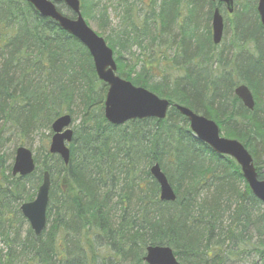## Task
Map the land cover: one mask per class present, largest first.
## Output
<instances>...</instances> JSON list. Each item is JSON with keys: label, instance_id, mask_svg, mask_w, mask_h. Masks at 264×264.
Masks as SVG:
<instances>
[{"label": "trees", "instance_id": "16d2710c", "mask_svg": "<svg viewBox=\"0 0 264 264\" xmlns=\"http://www.w3.org/2000/svg\"><path fill=\"white\" fill-rule=\"evenodd\" d=\"M79 1L86 22L109 30L104 40L117 75L171 107L164 120L108 124L107 87L87 49L26 0H0V148L7 135L21 145L43 131L48 139L57 118L70 115L73 124L80 117L68 165L42 145L34 172L13 177L0 155V264H145L149 246L170 248L180 264H264V207L237 164L197 140L173 107L215 122L264 179V30L256 0H233L218 46L210 24L213 10L225 8L211 0ZM240 85L253 96L252 111L234 95ZM155 164L174 202L159 199ZM45 171L47 222L35 236L19 207L34 199Z\"/></svg>", "mask_w": 264, "mask_h": 264}, {"label": "water", "instance_id": "95a60500", "mask_svg": "<svg viewBox=\"0 0 264 264\" xmlns=\"http://www.w3.org/2000/svg\"><path fill=\"white\" fill-rule=\"evenodd\" d=\"M211 1L224 4L227 12L233 13V0ZM26 2L40 17L56 23L61 30L78 40L87 49L98 80L107 86L103 114L108 124L122 126L135 120H164L166 118L170 107L167 100L158 98L144 88L135 87L116 75L117 68L113 52L104 39L99 37L83 19L79 0H26ZM59 4L64 5L72 13L73 18L58 11L57 5ZM256 11L264 29V0H257ZM223 31L224 20L219 9L216 8L211 19V36L214 45L221 43ZM234 95L247 110L254 109L253 96L246 86H238L234 90ZM174 108L187 120L189 129L197 140L209 147L216 155L229 157L236 162L251 193L264 207V180L258 178L253 159L244 146L237 140L223 137L219 127L212 120L195 114L183 106L174 105ZM71 124V116L63 115L51 125L49 153L59 156L64 165H68L70 158L68 145L73 138ZM34 170L32 152L23 146L18 147L15 150L12 176L26 177ZM150 174L159 186V199L163 202H174L176 199L174 191L158 164L150 168ZM50 185V175L45 171L34 200L20 207L22 216L35 236H39L46 228ZM143 261L146 264H180L172 250L164 246L147 247Z\"/></svg>", "mask_w": 264, "mask_h": 264}, {"label": "rangeland", "instance_id": "374dc122", "mask_svg": "<svg viewBox=\"0 0 264 264\" xmlns=\"http://www.w3.org/2000/svg\"><path fill=\"white\" fill-rule=\"evenodd\" d=\"M235 9V8H234ZM64 13V12H63ZM65 14V13H64ZM223 17H224V22L225 24H228L227 21L228 19H232L233 15H229L226 11L222 12ZM108 17H109V24L111 27H117L118 26V18L115 15V13L113 12L112 8L108 9ZM88 26L101 38H105L106 35L109 34V30H106V33H103L102 31H100L98 29V22H96L95 20H90L87 21ZM211 25V24H210ZM227 27V35L226 37H229L231 34V27L228 25ZM223 45V44H222ZM221 45V47H223ZM136 54V53H135ZM155 73L157 74L158 71L156 70ZM78 113V112H76ZM78 115H76L75 118V122L72 124L71 126V130H75V127L79 124L80 122V117H77ZM49 134V132L47 133L46 131L41 132V134L37 135L35 138H33L30 141H21L23 142V144H20V139L16 140V138H14L12 135L9 136L7 135L9 139V141H6L0 148V155L5 156V159L7 161V164L9 162L10 168L13 164V160H14V156H15V150L16 148H18L19 146H24L26 148H28L29 150L32 151L33 154H35L36 150H38L39 148H41L42 145L46 146V149H48V146L50 144V139H51V133L48 136V139H46L45 136H47ZM45 137V138H44ZM10 158V159H9ZM24 228L26 229V227L24 226ZM247 262V260L245 261ZM247 263H252L251 261L247 262Z\"/></svg>", "mask_w": 264, "mask_h": 264}, {"label": "bare ground", "instance_id": "6f19581e", "mask_svg": "<svg viewBox=\"0 0 264 264\" xmlns=\"http://www.w3.org/2000/svg\"><path fill=\"white\" fill-rule=\"evenodd\" d=\"M42 175H43V173H42ZM13 177H16V176H13Z\"/></svg>", "mask_w": 264, "mask_h": 264}]
</instances>
